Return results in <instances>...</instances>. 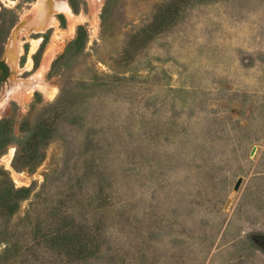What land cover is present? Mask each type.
I'll use <instances>...</instances> for the list:
<instances>
[{
    "label": "rangeland",
    "instance_id": "obj_1",
    "mask_svg": "<svg viewBox=\"0 0 264 264\" xmlns=\"http://www.w3.org/2000/svg\"><path fill=\"white\" fill-rule=\"evenodd\" d=\"M0 58V264H264V0H0Z\"/></svg>",
    "mask_w": 264,
    "mask_h": 264
},
{
    "label": "trees",
    "instance_id": "obj_2",
    "mask_svg": "<svg viewBox=\"0 0 264 264\" xmlns=\"http://www.w3.org/2000/svg\"><path fill=\"white\" fill-rule=\"evenodd\" d=\"M86 33V27L83 24L78 25L76 36L73 40L68 43L66 47V53L69 52L72 47L81 45L86 38ZM62 55H60L59 57H61ZM9 74V66L7 65L4 59L0 58V82L4 81L9 76ZM63 98L64 97L62 95L58 103L55 105L56 108H58L57 106L61 105ZM8 123L9 119H0V128H3L5 125H8ZM48 137L49 131H47L46 128L43 129L42 126H37V128L33 130L30 135V139L27 142V149H25L24 147L17 148L15 159L20 160L26 166L34 165L36 159H38V157L40 156L42 157V152H38V149L40 148V146H42V144L47 141ZM2 188H4L3 182L2 185H0V191L2 190ZM4 189L7 191V194H11L12 191H15L17 194H21L28 190L25 187L14 190V187L10 183H8Z\"/></svg>",
    "mask_w": 264,
    "mask_h": 264
},
{
    "label": "bare ground",
    "instance_id": "obj_3",
    "mask_svg": "<svg viewBox=\"0 0 264 264\" xmlns=\"http://www.w3.org/2000/svg\"><path fill=\"white\" fill-rule=\"evenodd\" d=\"M61 2V1H60ZM58 3V2H57ZM61 7L64 9V10H67V11H70L71 8L70 6L68 5V3L66 1H62L60 3ZM71 12V11H70ZM17 44V43H16ZM16 44L12 43L9 45V49H8V57H9V60L10 62L14 65L15 62H16V53H17V47H16ZM20 50V49H19ZM51 59H52V55L50 52H48L46 54V58H44V61L42 63V66H45V65H48L50 64L51 62ZM13 154V150L10 151V154H9V158L7 159L8 160V163H10L11 161V156Z\"/></svg>",
    "mask_w": 264,
    "mask_h": 264
},
{
    "label": "water",
    "instance_id": "obj_4",
    "mask_svg": "<svg viewBox=\"0 0 264 264\" xmlns=\"http://www.w3.org/2000/svg\"><path fill=\"white\" fill-rule=\"evenodd\" d=\"M254 150L252 151V154H253Z\"/></svg>",
    "mask_w": 264,
    "mask_h": 264
}]
</instances>
